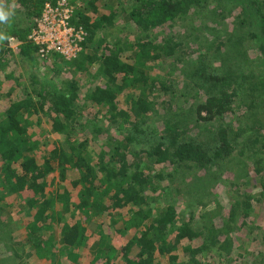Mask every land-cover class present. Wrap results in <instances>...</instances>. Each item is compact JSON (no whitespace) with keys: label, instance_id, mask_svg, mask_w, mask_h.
<instances>
[{"label":"trees","instance_id":"16d2710c","mask_svg":"<svg viewBox=\"0 0 264 264\" xmlns=\"http://www.w3.org/2000/svg\"><path fill=\"white\" fill-rule=\"evenodd\" d=\"M58 1L0 0L14 13L0 22V264H218L239 249L253 257V242L234 235L260 230L252 216L253 205H264V177L258 194L229 182L232 203L218 207L219 224L208 213L181 218L176 204L184 197L196 208L210 194L199 187L196 200L179 178L198 182L206 173L217 183L230 158L241 182L250 165L264 174V66L250 53L264 65V0L237 11L230 0H69V25L86 34L69 61L30 39L46 5ZM200 10L208 11L202 30L219 32L229 20L235 27L214 57L184 53L193 36L182 32L195 30ZM126 31L135 42L116 39ZM223 48L228 58L218 59ZM176 69L188 113L162 77ZM236 109L245 112L227 121ZM258 259L264 264L263 251Z\"/></svg>","mask_w":264,"mask_h":264},{"label":"rangeland","instance_id":"374dc122","mask_svg":"<svg viewBox=\"0 0 264 264\" xmlns=\"http://www.w3.org/2000/svg\"><path fill=\"white\" fill-rule=\"evenodd\" d=\"M59 1H61V0H59ZM67 1H69V0H67ZM77 1L78 0H74V2H76V4H77ZM230 2L232 4V8H235V11L239 10V8L243 9V6L247 3L245 0H236L234 4H233L232 0H230ZM210 9H212V8H210ZM231 11L233 12V10H231ZM207 13H208V11L203 12L200 10L199 13H197V15L195 16L196 21H197L196 26H192L193 28H195V30H193L192 28H188L187 30L182 32V37H184L186 35H191V34L193 36L191 38V39H193L192 42L184 48V53L192 54L194 51H198V52L201 51L202 53L203 52H210L209 55H213L214 51H216V49L218 48V44L220 42V37L224 36L227 31H230V32L233 31V34H234L235 27L233 26V24L230 20L228 22L225 21L226 23H223V26H221L219 28V30H220L219 32L210 31V29H205V28H204V30L200 29L199 27H200V24L202 23L201 20L207 19V17H208ZM231 19H233V18H231ZM203 23H206V22H203ZM116 24L118 26H123L124 25L123 19L121 17H118ZM205 25L206 24H203V26H205ZM163 30L167 34H170V35L175 34L174 29H169V28L165 27ZM251 31L253 33H258V32H256L255 29H253ZM51 32H52V34H51L52 36L46 37V40H49V41L51 40V42H50L51 46H54V45L56 47L59 46L60 52H64V56L66 57L67 61L74 59V57L77 55L76 45H74L72 43V41L69 39V36H67L65 38L62 37V35H64V34L63 33H57V27L54 28V30ZM130 35L131 34H129L126 31L125 33L120 34V36L116 37V39H121V41L127 39L129 42H135L133 36H131L129 38ZM199 36H201V37H199ZM10 42L12 43L13 48H17L19 43L17 42V40L15 38H12L10 40ZM199 42L201 43L200 46H199ZM210 44H213L212 51H210L211 49L209 50ZM249 45H250V43L247 42V46H249ZM199 49H200V51H199ZM226 52H227V48H223L220 50L219 53L215 54V57H217L218 59L219 58L220 59H222V58L226 59V58H228V57H226ZM250 53H251L252 59L256 60V62H257L255 64L256 68L258 70L259 69L263 70L264 65L261 64L260 62L258 63V61H257V56L260 54L256 53L255 51L252 52L251 50H250ZM194 55H195V52H194ZM213 57H214V55H213ZM186 58H191V55L190 56L187 55ZM228 61L231 62L233 65L232 60H228ZM213 62L216 63V61H213ZM181 75H182L181 72L176 69L175 73H173L172 76L165 77L166 75H164L162 77L169 79L170 81L173 82L172 85L176 90V92H175L176 96L174 98V106L181 108L180 110H182L184 113H188L190 111V104H189L190 101L187 102V100H188L187 96L188 95H187V93H185V91L181 90L182 87L180 88V86H182V84L185 80ZM67 76H69V75H67ZM9 85L10 84L5 83L4 91L5 90L7 91L9 89ZM83 89H84V87H83ZM192 112L195 113V111H192ZM244 112H245L244 109H236V113L234 114V116L232 115L230 117V115H229V117L227 118V121H231V119L233 117H234L233 120L234 119L236 120V118H239L241 116V114ZM164 114H165V110L163 108L161 111L160 118ZM184 118H186V115ZM263 118L264 117L260 116L261 120H263ZM154 119H155V121L158 120V116L154 117ZM213 124L219 125L220 122L213 123ZM194 127H195V122L191 123L188 126V128L186 127V129L189 130L188 134L191 135V132L194 130ZM205 137H207V138L210 137L209 131H207L205 133V136L203 135V137H202L203 139H201V140H205L206 139ZM210 140H211V138H210ZM237 161H238L237 157H235L234 162L237 163ZM246 161H250V160L247 158L239 159L240 164H243ZM226 162H228V163L226 164ZM226 162H224V164L221 165V166H224L223 171L220 172L218 170L219 173H221V174L217 179L218 180L217 183H215L216 181H212V183H211V181H210V183H209V181H206V177H207L206 173H199L196 175L198 177L199 183L197 182V180L194 181L193 180L194 178L191 175H187V178L185 180H181L179 178V182H180L183 190L186 191V189L189 188L192 195L197 196L196 200L197 199L202 200L199 196V193H201L200 191L202 190V186H206V190H207L206 193L210 192L209 197L203 201H200L201 203H197L196 208L195 207H191V208L188 207L187 208V201L186 200H188V199H185L184 197L179 198L177 200L178 203L176 205L180 208V217L181 218L187 219L190 214H195V218L199 219V217L208 213V218H210V219L212 218L213 220H215V222H218L217 215L220 214L218 212V207L223 206V209H225V211H227V207H229L232 203V201H230L228 199V197H226V195H227L226 192L228 190H233V185L230 184L229 182H235L237 185L240 184L241 186H243V189L248 193H253V194L257 193L258 194L259 190L258 191L256 189L253 190V187L259 185L258 182L260 181V179H262V177H264V174L258 175L256 173V167L254 165H250L249 169H248L249 177L247 179H244V181L241 182L237 177L236 178L234 177L235 176L234 172H236L237 168H235V166L233 165V158L226 160ZM218 171H214L213 174L218 175ZM193 174H195V173H193ZM221 181H226V183H223ZM239 182H241V183H239ZM199 187L201 190L199 189ZM230 187H232V188H230ZM203 191H204V189L202 190V192ZM189 197H190V195H189ZM253 206H255V212L253 213V216H252V218L254 220L252 226L257 227L260 230H261V228L264 230V205L262 203L261 205L255 204ZM223 212H224V210H223ZM8 220L9 219L5 218V216L3 215V221H5L6 223L10 222ZM217 224H219V222ZM218 227H219V225H218ZM260 230H256V231L254 230V232H252L253 234L251 237L249 235L247 236V232H245V231L239 233V235H237V234L234 235V239L236 241L241 240V242H245L247 240H250L253 242V245L256 246L255 248L253 247V251L255 253V255L253 257H251L250 255H245L244 249H239L233 254V258H232L233 261L232 262L229 261L228 259H226L224 262H221L218 264H255V263H257V260H258V264H259L258 254L261 251L264 252V250H260V248L257 247L258 245L261 244V239H260V237H261L260 232L261 231ZM21 234L22 233H19V232L17 233V231H16L15 235H14L15 239L16 240H23L26 235H23V234L21 235ZM252 238H254V239H252ZM1 246H3V245H1ZM242 246H244V245H242ZM238 256H243V257L239 258ZM29 263L30 264H44L42 261H39L37 258L31 259L29 261Z\"/></svg>","mask_w":264,"mask_h":264},{"label":"built area","instance_id":"2783aa9c","mask_svg":"<svg viewBox=\"0 0 264 264\" xmlns=\"http://www.w3.org/2000/svg\"><path fill=\"white\" fill-rule=\"evenodd\" d=\"M73 12L67 0H61L56 5L47 4L42 16L36 21L37 28L33 31L30 39L36 43L45 44L47 47L46 54L49 51H54L64 55V52H60L59 46H51V40H46V37L52 36L51 31L57 27V33H63L62 37L64 38L69 36L72 43L76 45V53L79 52L81 50L80 43L84 41L86 34L82 28H75L69 25ZM43 53H45L44 50H42Z\"/></svg>","mask_w":264,"mask_h":264},{"label":"clouds","instance_id":"9594fccd","mask_svg":"<svg viewBox=\"0 0 264 264\" xmlns=\"http://www.w3.org/2000/svg\"><path fill=\"white\" fill-rule=\"evenodd\" d=\"M14 13L11 10H5L2 6V2H0V22H7L9 21L10 17Z\"/></svg>","mask_w":264,"mask_h":264}]
</instances>
